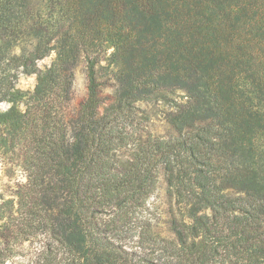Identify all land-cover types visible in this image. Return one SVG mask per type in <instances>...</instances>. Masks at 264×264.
I'll use <instances>...</instances> for the list:
<instances>
[{
	"label": "trees",
	"instance_id": "obj_1",
	"mask_svg": "<svg viewBox=\"0 0 264 264\" xmlns=\"http://www.w3.org/2000/svg\"><path fill=\"white\" fill-rule=\"evenodd\" d=\"M0 40V160L24 177L0 264L25 242L29 264H264V0H0ZM176 90L177 135L142 134L134 104ZM161 171L170 236L145 213Z\"/></svg>",
	"mask_w": 264,
	"mask_h": 264
},
{
	"label": "rangeland",
	"instance_id": "obj_2",
	"mask_svg": "<svg viewBox=\"0 0 264 264\" xmlns=\"http://www.w3.org/2000/svg\"><path fill=\"white\" fill-rule=\"evenodd\" d=\"M1 45V40H0ZM109 50L108 52H110ZM12 52L16 55L20 53L19 48H14ZM55 58V53L51 52L45 58L37 62V67L44 70L45 67L50 66ZM105 65V62H102ZM36 83V75H28L18 73L16 81V89L21 90L23 93L32 91ZM113 89L111 87H104L102 96L106 98L104 105L111 101ZM168 100H143L134 104L137 109L138 119L141 122L142 134H151L153 136L169 138L176 136L177 132L167 121L170 113L174 112L177 105H184L187 102L185 93L180 90L167 93ZM87 97V82L85 75L84 62L80 61L73 70V84L70 95V113L75 114L80 104ZM10 107L7 103H0V114ZM24 177L15 165L9 163L7 160L3 162L0 160V194L3 198L9 197L12 187L19 181H23ZM172 202L167 194L166 183L164 174L161 171L158 175V183L153 196L148 200L147 204V217L155 227L156 231L161 232L163 236H170L167 232L168 220L170 219V209ZM32 244L25 242L21 254L6 264H29L28 252L31 250Z\"/></svg>",
	"mask_w": 264,
	"mask_h": 264
}]
</instances>
